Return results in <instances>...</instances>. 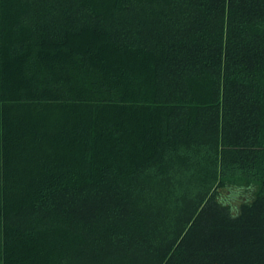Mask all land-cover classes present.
<instances>
[{
	"label": "trees",
	"instance_id": "obj_1",
	"mask_svg": "<svg viewBox=\"0 0 264 264\" xmlns=\"http://www.w3.org/2000/svg\"><path fill=\"white\" fill-rule=\"evenodd\" d=\"M0 264H264V0H0Z\"/></svg>",
	"mask_w": 264,
	"mask_h": 264
}]
</instances>
